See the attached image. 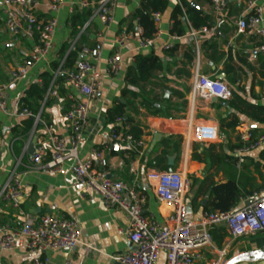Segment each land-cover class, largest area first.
Instances as JSON below:
<instances>
[{
	"label": "crops",
	"instance_id": "obj_1",
	"mask_svg": "<svg viewBox=\"0 0 264 264\" xmlns=\"http://www.w3.org/2000/svg\"><path fill=\"white\" fill-rule=\"evenodd\" d=\"M29 1L38 19L47 20L54 16L57 24L46 56L33 63L24 76L12 80L10 71L21 66L28 58L35 46V37L28 35L24 29H19L15 35L7 33L0 8V97L6 105L5 112L0 110V188L12 169L26 171L22 174L24 198L19 202V208L37 215H65L77 222L80 243L76 249L72 252L46 251L48 264H114L111 256L125 251L128 247L123 233L127 226L125 213L105 207L94 191L79 184L71 171V160L63 164L61 172L28 170L31 156L28 154V147L34 136V147L41 144L44 156H49L50 144L45 133L46 125H51L55 134L68 139L69 127L63 114L69 106L68 95L72 91L65 77L62 81L55 77L56 94L40 103L35 113L39 115V121L36 124L33 122L32 129L26 136L14 134L12 131L14 127L20 130L18 125L26 118L18 114L22 109V97L30 85L41 83L44 72L52 74L46 89L48 91L57 69L61 68L71 50L81 49V46L98 48L101 56L97 71L102 86L89 103L88 125L79 142L78 156L87 159L92 157L94 149L101 150L108 161L112 177L121 179L141 193L146 213L164 223L171 207L156 198L146 176L148 172L157 170L149 164L161 150L158 145L160 139L170 135L181 136L178 160L176 161V154L173 153L167 156L166 163L172 157L173 164L169 165L168 170H184L187 176L197 180L185 195V218L198 219L203 214L202 206L208 201V195H203L202 191L195 196L198 183L206 176L207 184L225 181L228 169L226 160H221V156L229 154L237 158L235 149L240 144L239 131L249 127L255 130L254 135L264 136V122H254L244 114L228 109L227 101L224 105L220 100L213 101L202 96H196L192 100L194 67L198 65L200 73L209 77L218 78L222 74L221 80L230 89L223 72L224 61L227 54H230L239 77V81L231 87L238 89L239 94L247 101L264 105V66H261L264 50L260 49L264 45V37L241 32L237 27L238 19L253 12L250 3L255 2L262 9L264 28V0H229L224 13L219 17L213 13L209 0H187L191 6L203 13L213 15L215 21L212 28L203 31V27L194 28L185 15L178 16L182 28L180 34L171 32V12L176 5L181 6L182 10L184 7L181 0H169L167 8L163 12H157V20L152 15L156 32L152 36V42L146 47L140 45L141 27L136 20L130 19L141 0H115L113 19L107 24L95 13V0H87L91 3L89 7L80 6L77 3L80 0H64L56 12L50 11L48 0ZM72 2L76 4L72 5ZM87 11L91 14L83 26L76 33H72L70 18L78 12ZM216 28L218 32L215 31ZM120 36H123L121 41ZM206 42L214 43L215 49L207 48ZM114 51L121 54V70L117 75H110L106 60ZM149 53L158 57L161 67L154 70L147 81L128 85L125 75L128 68L134 66L135 55ZM213 54L214 58H211ZM220 54L223 56L220 57ZM82 57L79 50L76 60ZM53 64H56L55 69ZM124 88L134 91L136 97L129 94L124 96ZM127 101L130 105L126 112L142 131L139 140L141 144L118 143V148H112L116 141L111 137L113 124L106 122V110L117 102L125 104ZM190 108L193 109L196 122L216 127L215 140L191 141L188 144L185 142L180 120L188 114ZM232 112L240 120V125L235 130H230L225 125L232 119ZM116 123L120 125L119 121ZM157 134L159 137L154 139ZM136 146H140V150L133 156L123 154L126 148L133 150ZM192 154L200 158H192ZM235 168L248 177L243 182L251 179L252 184L260 190L264 186V141L257 148L244 153L243 162L236 163ZM251 197L241 199L236 208L246 204L245 201ZM18 213L10 200L0 198V225H14L20 217ZM224 243L229 244L224 257L226 263L242 253L264 250V231L236 239L226 237L222 245ZM202 254V261L213 256L208 251H202ZM3 259L8 264H26L29 255L25 250L19 249L4 252ZM163 263L164 255L161 254L158 264ZM236 264H264V260Z\"/></svg>",
	"mask_w": 264,
	"mask_h": 264
},
{
	"label": "built area",
	"instance_id": "obj_2",
	"mask_svg": "<svg viewBox=\"0 0 264 264\" xmlns=\"http://www.w3.org/2000/svg\"><path fill=\"white\" fill-rule=\"evenodd\" d=\"M229 0H209L213 13L219 17ZM50 11L56 12L64 0H48ZM82 7H89L90 2L80 0ZM95 13L105 24L113 19L115 0H95ZM76 4L72 2V5ZM253 12L247 17L237 20L238 30L248 32L258 37H264L262 26V9L251 2ZM3 15V26L7 33L15 35L19 29L31 37H35L34 49L23 64L10 71V78L17 80L24 76L29 67L44 58L50 48L57 20L54 16L47 20L38 19L33 5L29 0H0ZM157 20L158 13L153 14ZM207 28H202L205 31ZM123 36L119 37V41ZM142 40L140 45L146 47L152 42ZM264 50V45L260 46ZM82 58L75 61L71 69L58 68L51 87L45 94L44 101L56 94L55 77L63 75L71 93L68 95L69 106L63 117L69 127V135L64 137L53 132L51 125L45 126L46 137L50 144L48 157L44 156L41 144L30 156L28 170L43 172H61L67 160L72 161L71 171L75 180L94 191L105 207L118 209L125 213L127 226L123 233L128 247L125 251L114 254L111 259L114 264H158L161 254L163 264H225L228 243L220 247L214 243L210 229L223 224L228 237L236 239L242 236L254 235L264 231V186L254 192L250 204H244L229 212H204L198 219L185 218V195L188 192L190 180L184 170H152L147 173V180L153 187L156 198L171 207L164 223L158 222L151 214L146 213L144 197L134 187L111 175L108 161L99 149H94L92 157L81 159L78 156V146L83 132L88 125L89 103L102 86V80L97 71L100 60L98 48L81 46ZM107 72L117 75L121 70V54L114 51L106 60ZM54 84V85H53ZM196 96L206 99L226 101L230 97L229 87L215 77L200 73L198 65L194 67L192 100ZM0 110L5 112V101L0 97ZM18 114L29 116L34 124L39 121L38 114H32L23 107ZM117 121H120L118 118ZM180 127L185 142L212 141L217 137L215 126L196 122L193 109L180 120ZM118 143H132V137L122 131L111 134ZM239 146L237 164L243 162V154L257 148L264 141L263 135H254L249 127L242 128L238 133ZM140 145L141 142H136ZM17 167V166H16ZM16 168L12 169L0 188V198L8 199L18 209L19 219L15 224L0 225V264H8L3 259V253L23 249L29 255L26 264H48L46 251L61 250L72 252L80 243V228L77 222L68 216L37 215L25 212L19 208V202L24 198L22 174ZM202 251H208L213 256L202 261Z\"/></svg>",
	"mask_w": 264,
	"mask_h": 264
},
{
	"label": "trees",
	"instance_id": "obj_3",
	"mask_svg": "<svg viewBox=\"0 0 264 264\" xmlns=\"http://www.w3.org/2000/svg\"><path fill=\"white\" fill-rule=\"evenodd\" d=\"M168 3L169 0H141L139 7L134 11L130 19L136 20L137 24L141 27L142 40L150 39L154 35L156 28L152 15L157 12H163L167 8ZM181 4L184 7V10H182L181 6L176 5L171 12L172 33H182L181 21L178 16L183 15L186 16L194 28H212L215 21L213 15L203 13L197 8L191 6L187 0H181ZM90 14V11L84 13L78 12L70 18L72 33H76L80 30L84 24V21ZM205 44L209 49H215L216 47L214 43L206 42ZM79 50V48L71 50L65 58L61 68L70 69L78 58ZM222 56L223 54H220V57ZM210 57L214 58V54ZM134 60V66L129 67L125 75V80L128 85L133 86L137 85L139 82L147 81L151 77L152 72L161 67L160 61L154 53H149L147 55L137 54L135 55ZM261 66H264V61L262 60ZM52 67L55 69L56 64H53ZM223 72L225 73L226 82L230 86V97L226 100L228 109L236 111L239 114H244L254 122H264V105H258L247 101L239 94L238 89H233L231 87L239 81V77L236 73L237 69L232 63L230 54H227V58L224 61ZM57 77H59L58 81H62L64 79L63 75H59ZM41 79L42 81L40 84L36 83L30 85L28 90L25 92V95L21 99L22 108H27L32 114H35L38 111L40 103L44 100V95L52 79V74L44 72L41 75ZM122 94L124 96L129 94L133 98L136 97V93L129 88H124ZM129 105L130 103H128V101L125 104L117 102L113 106L107 108L106 122L113 124V132H118L121 130L123 133L131 135L132 143L136 144V142H138L142 136V131L134 122V119L126 112V109ZM118 118L120 119V125L116 123ZM32 125L33 119L31 117H26L18 125L20 130L14 127L12 131L14 134H22L26 136L30 133ZM125 125L128 127L125 128ZM225 125L230 130H235L236 127L240 125V120L237 118L236 113L232 112V119ZM254 131L255 130H252V132ZM181 144V136L170 135L161 138L158 143V145L161 147V150L159 154L155 156L150 162L149 166L160 171L168 170L170 166L166 163L167 156L175 153L177 161L181 151ZM211 147L212 145L209 146V148ZM139 150L140 146H136L133 150L126 148L123 151V154L129 155L131 157ZM192 158L199 159L200 157L192 154ZM221 160H226V167L228 169V171H226V180L217 183L209 182L207 184L208 176H206L198 183L197 193L195 196H198L200 191H202L203 195H208V201L202 206L203 213L229 212L236 208L241 199L249 198L254 192L259 190L255 184H252L251 179L249 182L246 180H244V182L242 181L244 178L248 177L245 176L241 170L238 171L235 168L238 160L237 158L232 157L229 154H225L221 156ZM187 178L190 180L188 189L190 190L197 183V180L189 176H187ZM247 185H249V187H247ZM210 233L214 243L218 247H220L224 239L228 237L226 227L223 224L212 226Z\"/></svg>",
	"mask_w": 264,
	"mask_h": 264
},
{
	"label": "water",
	"instance_id": "obj_4",
	"mask_svg": "<svg viewBox=\"0 0 264 264\" xmlns=\"http://www.w3.org/2000/svg\"><path fill=\"white\" fill-rule=\"evenodd\" d=\"M215 31L218 32V29L216 28ZM223 77V75L221 74L218 79H221ZM213 101H215V99H213ZM222 104H226L225 101H221ZM159 136L154 135V139H157ZM35 141H36V136H34L31 139V143L28 147V154L32 155L35 152ZM119 144L118 142H114L112 144V148H118ZM173 164V158L169 157L168 158V165H172ZM252 201V199H247L245 201L246 204H250ZM259 260H264V250H258V251H250V252H246V253H242L240 255L234 256L231 259H229L225 264H236L239 262H243V261H248V262H253V261H259Z\"/></svg>",
	"mask_w": 264,
	"mask_h": 264
}]
</instances>
